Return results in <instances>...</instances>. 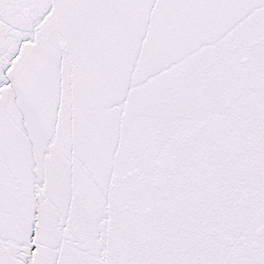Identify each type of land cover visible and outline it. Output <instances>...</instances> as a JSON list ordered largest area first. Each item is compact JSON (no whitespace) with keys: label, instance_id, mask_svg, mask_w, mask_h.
I'll return each mask as SVG.
<instances>
[{"label":"snow or ice","instance_id":"obj_1","mask_svg":"<svg viewBox=\"0 0 264 264\" xmlns=\"http://www.w3.org/2000/svg\"><path fill=\"white\" fill-rule=\"evenodd\" d=\"M0 264H264V0H0Z\"/></svg>","mask_w":264,"mask_h":264}]
</instances>
